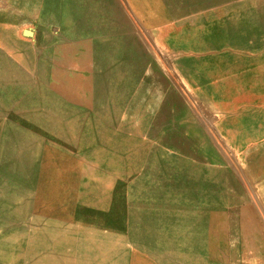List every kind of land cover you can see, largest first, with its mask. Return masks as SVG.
Listing matches in <instances>:
<instances>
[{
    "label": "rangeland",
    "instance_id": "374dc122",
    "mask_svg": "<svg viewBox=\"0 0 264 264\" xmlns=\"http://www.w3.org/2000/svg\"><path fill=\"white\" fill-rule=\"evenodd\" d=\"M49 2L66 9L61 15L97 18L78 28L109 34L94 35L96 63L106 65L108 51L121 59L118 52L131 47L145 52L140 106H119L117 98L110 112L102 102L94 106L110 115L112 130H89L85 116L65 122L59 110L46 115L62 102L50 90L54 53L46 42L58 46L62 30ZM131 2L0 0V264H25L24 256H35L34 264L40 256L264 264V122L241 134L220 132L207 102L174 74L166 38L154 42L137 21L129 23L137 37L127 38V21L116 19L141 8ZM161 9L162 17L177 16V31L199 34V44L218 43L220 30L233 23L252 34L249 43H264V0H162ZM134 73L131 89L138 87ZM102 77L106 84L109 75ZM258 102L249 96L233 103L253 113ZM119 109L129 111L127 119Z\"/></svg>",
    "mask_w": 264,
    "mask_h": 264
},
{
    "label": "crops",
    "instance_id": "0c3cea01",
    "mask_svg": "<svg viewBox=\"0 0 264 264\" xmlns=\"http://www.w3.org/2000/svg\"><path fill=\"white\" fill-rule=\"evenodd\" d=\"M136 1L133 0L131 4H136ZM71 2H66V7H70V9L72 7L75 10L77 3L75 5ZM138 3L141 8L131 9L132 19L126 15V18L118 17L116 21H127L124 23V28L128 33L127 38L137 37L136 32H131L130 21H137L144 31L150 33L154 42L159 38L160 40L166 38L165 44L168 43L171 68L174 74L180 78L192 96L207 102L216 116V124L220 132L228 133L231 136L232 134H241L248 130L247 127L264 122V43L262 41L257 43L258 39H256V43H249L252 34L243 30L239 23H233L220 30L217 35L218 43H209L211 40L205 38L201 39L202 43L199 44L197 43L198 39L194 40L200 37L199 34H190L186 29L181 31L174 29L173 26L177 23L175 14L169 13L162 17L164 16L161 9L162 0H138ZM49 4L52 11L57 8V11H53L56 14L54 18L62 30V41L58 46L46 42V45H49L48 50L54 53L51 65L49 64L50 72H54L50 90H53L62 102L47 110L46 115L50 116L54 110H59L58 116L61 114L65 122L71 119L70 122L78 124L81 117L85 116L84 123L89 130L95 129L97 133L106 129L112 130L110 115L98 113L94 106L96 103L102 102L109 107L106 109L110 112L109 102L115 98L121 100L119 106L126 105L128 107L129 101L138 103L143 80L145 81V52L131 47L118 52L119 54L125 53V57L121 59V56L114 58L115 52L108 51L106 55L110 61L106 62V65H100L95 61L93 45L94 42H98L95 41L96 39L94 40V35L109 37L107 31L102 29L100 33H90L88 30L78 32V28L81 26H92V24L86 25L83 22L93 21L96 25L97 18L93 20L87 18L85 21L81 18L79 20L75 12L65 16L66 9L62 6L53 7V2H49ZM52 11L44 12L49 16ZM61 11H64V16L61 15ZM1 18L0 15V20ZM31 32L32 36L29 39L34 40L35 33ZM112 37L114 38V36ZM121 37H117V39ZM182 41H184L183 44ZM250 41L252 42L251 39ZM102 43L103 45L105 43L103 38ZM86 48L89 49L87 53L84 52ZM161 48V45L158 46L160 53ZM131 60L134 63H131ZM132 71H137L134 74L136 75L135 82L137 81L135 85L138 84V87L134 89L129 88L128 85ZM104 72L110 77L106 82L107 85L101 80ZM147 78L149 79L150 76ZM71 91L76 92L75 97L69 95ZM249 96L254 100L259 99L253 113L248 111V108L242 110L233 103L241 97ZM119 110L124 111L126 118L129 111ZM85 124H83L84 127H86ZM249 131L258 132L259 129H250ZM115 132L117 131L115 130ZM244 142L238 140L237 143L243 146L241 144ZM108 158H112V156H108ZM76 210H78L77 207ZM78 211H86V214L91 213L90 210L80 209ZM82 221L83 218L78 223ZM89 227L91 229L95 227L94 231L98 230V226H94L92 223ZM24 257L25 264H34L35 256ZM118 257L120 256H40V263L37 264H48L46 262L49 259H55L56 264H115L114 260ZM139 257L121 256L120 261L122 264H144L145 260H141Z\"/></svg>",
    "mask_w": 264,
    "mask_h": 264
},
{
    "label": "water",
    "instance_id": "95a60500",
    "mask_svg": "<svg viewBox=\"0 0 264 264\" xmlns=\"http://www.w3.org/2000/svg\"><path fill=\"white\" fill-rule=\"evenodd\" d=\"M23 36L26 37V38H30V37L32 36V32H31V31H27V30H25V31L23 32Z\"/></svg>",
    "mask_w": 264,
    "mask_h": 264
}]
</instances>
